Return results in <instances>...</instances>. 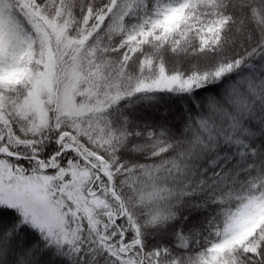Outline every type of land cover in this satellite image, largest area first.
<instances>
[{"label": "snow or ice", "instance_id": "snow-or-ice-1", "mask_svg": "<svg viewBox=\"0 0 264 264\" xmlns=\"http://www.w3.org/2000/svg\"><path fill=\"white\" fill-rule=\"evenodd\" d=\"M0 264H264V0H0Z\"/></svg>", "mask_w": 264, "mask_h": 264}]
</instances>
